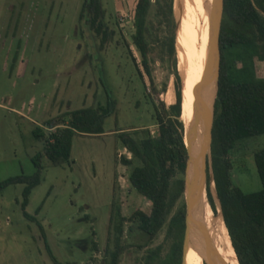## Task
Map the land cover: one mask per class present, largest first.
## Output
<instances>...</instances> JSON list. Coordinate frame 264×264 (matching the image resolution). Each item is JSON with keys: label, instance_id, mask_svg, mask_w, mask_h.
Segmentation results:
<instances>
[{"label": "rangeland", "instance_id": "rangeland-1", "mask_svg": "<svg viewBox=\"0 0 264 264\" xmlns=\"http://www.w3.org/2000/svg\"><path fill=\"white\" fill-rule=\"evenodd\" d=\"M85 1L0 0V183L36 173L33 158L45 145L44 137L35 136L37 128L47 137L57 130L47 126L49 120L106 105L107 88L118 101L116 113L105 121L104 134L75 136L70 162L56 166L44 158L43 181L25 209L44 231L25 214L24 184L11 185L0 194V264H58L53 256L63 264H106V251L113 248L114 203L127 218L138 210H152L130 182L132 168L124 165L123 158L132 154L123 146L118 130H149L157 136V108L162 101L168 106L175 102L177 72L183 89L177 3L175 60L168 46L171 32L160 25L157 0H153L154 90L133 41L137 0H103L106 23L114 31L104 49L87 17L82 18ZM257 71L264 78V61H257ZM262 149L264 135H257L240 140L230 155L232 179L246 193L262 189L256 164V153ZM213 165L211 153L207 192L211 191L216 204V212L211 205L212 213L223 216ZM184 204L187 209L186 196L177 209ZM207 222L210 229L209 215ZM131 226L137 224L126 223L124 239L138 243V232L131 234ZM167 228L150 247L164 244L165 252L169 251ZM218 246L224 256L221 240ZM145 253L132 247L122 255L121 264H143Z\"/></svg>", "mask_w": 264, "mask_h": 264}, {"label": "trees", "instance_id": "trees-1", "mask_svg": "<svg viewBox=\"0 0 264 264\" xmlns=\"http://www.w3.org/2000/svg\"><path fill=\"white\" fill-rule=\"evenodd\" d=\"M181 0H176L179 14ZM175 0H157L156 15L160 25L169 32L168 42L171 56L176 58ZM153 0H137L135 8L136 32L133 41L142 55V66L149 76L153 89L150 53L152 35L151 14ZM87 17L92 30L101 40L104 49L114 37L106 23L103 0H86L82 18ZM136 67L142 74L136 57ZM257 61H264V0H224V17L221 33V77L213 127L212 154L214 180L221 201L223 215L216 217L231 242L239 264H264V149L256 153L262 189L246 193L232 179L233 163L230 155L240 140L264 135V78L258 76ZM106 105L89 107L69 112L49 120L47 126L57 130L47 137L41 127L35 130L38 139L44 137L43 149L33 158L37 167L31 176L20 175L0 183V194L9 186L24 184V210L30 203L35 188L44 178V158L52 164L62 166L70 162L73 142L77 134L101 135L105 121L116 113L118 101L107 88ZM182 77L176 73L175 102H161L157 108L159 134L153 136L149 130L134 133L120 131L123 146L132 154L124 157V165L131 167L130 182L151 204L150 213L138 210L127 218L121 207L114 203L111 217L113 248L106 251V264H121L122 255L132 247L146 250L143 264H184L187 230V209L184 204L177 209L185 196L186 176L190 170V154L186 143ZM182 176V177H181ZM211 178L209 177V182ZM216 212L214 197L208 193ZM26 216L42 224L25 210ZM127 222L137 224L130 233L138 232V243L124 239ZM167 228V240L171 241L168 252L165 245L150 247L160 232ZM58 264H63L54 256ZM205 264H212L206 249Z\"/></svg>", "mask_w": 264, "mask_h": 264}, {"label": "bare ground", "instance_id": "bare-ground-1", "mask_svg": "<svg viewBox=\"0 0 264 264\" xmlns=\"http://www.w3.org/2000/svg\"><path fill=\"white\" fill-rule=\"evenodd\" d=\"M214 1L181 0L179 5L180 29L178 36L183 76L182 105H184L182 119L186 124V142L192 155L200 145L203 127L202 123L200 124L202 97L204 95L205 99L210 102L215 92L214 82L211 81L205 91H202L201 83L211 56ZM197 134L199 135L198 140H196ZM195 197L197 217L208 228L220 256L226 264H239L231 242L223 232L216 215L211 211V202L202 178L195 183ZM208 215L212 226L210 229L207 222ZM192 237L193 246L188 252L189 264H205L201 230L198 226L194 228ZM219 240L224 246V256L218 246Z\"/></svg>", "mask_w": 264, "mask_h": 264}, {"label": "water", "instance_id": "water-1", "mask_svg": "<svg viewBox=\"0 0 264 264\" xmlns=\"http://www.w3.org/2000/svg\"><path fill=\"white\" fill-rule=\"evenodd\" d=\"M224 17V0L214 1L213 11V36L211 45V56L207 68L202 77V91H205L209 83L212 81L215 84V92L212 99L207 101L203 95L201 111H200V124L202 123V133L200 136V145L190 154V170L186 176V189L185 196L187 200V230L185 239V256L184 264H187V255L190 247L193 246V231L196 226L201 230V238L204 250V258L206 260V249L212 264H226L220 256L217 246L213 241L208 228L196 214V197H195V183L200 178L203 179L206 190L209 182V159L212 153L213 146V127L215 122L216 104L220 87L221 77V33L222 23ZM199 135L197 134L196 140ZM187 143V142H186ZM188 145V144H187ZM216 185V183H215ZM224 217V215H223Z\"/></svg>", "mask_w": 264, "mask_h": 264}]
</instances>
